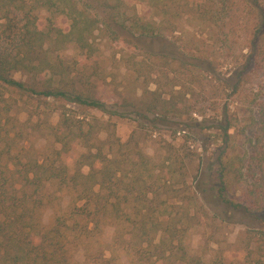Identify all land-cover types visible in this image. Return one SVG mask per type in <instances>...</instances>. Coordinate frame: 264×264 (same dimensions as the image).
<instances>
[{
	"label": "rangeland",
	"instance_id": "obj_1",
	"mask_svg": "<svg viewBox=\"0 0 264 264\" xmlns=\"http://www.w3.org/2000/svg\"><path fill=\"white\" fill-rule=\"evenodd\" d=\"M256 3L258 8L252 0H140L136 13L149 23L161 21L162 37L137 41L120 27L115 0L105 5L87 0L88 13L98 22L89 38L92 56L83 61L72 43L59 41L52 46V58L70 66L77 90L103 103L112 116L0 84L4 175L14 180L26 163L57 164L54 129L67 111L81 121L91 152L100 150L120 161L118 173H127L126 181L131 171L140 170V180L151 186L147 199L152 202L130 198L129 218L106 217L91 233L92 224L72 227L73 221H66L74 264L141 263L135 250L145 239L131 233L130 222L141 219L133 212L144 205L156 208L155 225L168 223L176 232L173 240L167 234L164 239L181 251L166 253L165 264H179L183 258L203 264H264V68L254 54L246 78H227L233 63L243 62V53L250 55L246 43L259 36L253 33L255 20L264 15V0ZM35 14L40 30L52 20L57 29L68 31L62 16L40 8ZM216 120L231 124L226 142ZM74 134L66 139L71 140L69 148ZM82 142L80 153L88 150ZM169 155L172 160L164 161ZM63 160L72 168L70 159ZM222 182L225 199L219 194ZM41 193L40 223L47 229L58 217H68L71 194L57 184ZM160 235L157 230L148 237L156 244Z\"/></svg>",
	"mask_w": 264,
	"mask_h": 264
},
{
	"label": "trees",
	"instance_id": "obj_2",
	"mask_svg": "<svg viewBox=\"0 0 264 264\" xmlns=\"http://www.w3.org/2000/svg\"><path fill=\"white\" fill-rule=\"evenodd\" d=\"M86 1L0 0V84L45 99L62 100L69 104L99 110L109 116L114 115L106 111L103 103L83 96L69 78L72 73L70 66L60 59L52 58V46L59 41L63 44L72 43L77 55L83 61H87L92 56V44L89 38L97 29L98 22L95 17L89 15ZM97 1L105 5L109 0ZM139 1L115 0L114 8L117 11L116 17H120L118 20L121 22L120 27L137 41L160 37L161 21L155 24L142 20L136 13V3ZM256 1L252 0V3L258 8ZM39 8L48 10L53 17L65 18L69 23L68 31L57 29L52 20L49 21L45 31L40 30L35 14ZM255 21L259 22H256L257 28L254 29L253 34L259 36L256 41L251 39L246 43L248 50H251L250 55L245 57L243 53L241 58H245L244 61L237 60L233 63L228 80L246 78L250 73L247 69L254 54V59H258L262 65L259 66L264 68V15L260 16V20ZM83 64L85 65L84 62ZM208 65L210 66L209 63ZM17 75L25 78L27 82L17 80L15 78ZM238 83L236 79L235 90ZM160 120L165 121L166 116ZM216 125L215 128L220 131L221 137L226 142L229 137L230 122L216 120ZM81 129V121L64 111L61 121L54 129V137L59 144V148L53 151L57 164L48 160L41 163H26L22 168L27 169L14 175V180L11 175L7 173L4 175L0 171V264H74L73 256L68 249L66 221L72 220V227L77 225L86 227L92 224V229L89 231L91 233L99 230L106 217L118 219L119 214H123L129 218L131 197L136 195V198H142L141 202H152L147 199V189H151V186L145 185L143 180H140V170L137 174L131 171V178L126 181L127 173L124 175L118 173L120 161L113 156H106L100 150L91 152L87 145V136L82 134ZM75 131L74 145L69 148L71 140L66 139ZM82 141L88 150L80 153L77 149L79 146L83 147ZM185 156H190L189 146H186ZM64 157L70 159L72 168L65 164ZM170 160L172 159L169 155L164 161ZM84 168H87L86 172L83 171ZM5 170L8 171L6 168ZM170 173L173 174L174 171L171 170ZM223 175L224 173H221L219 178L222 179ZM52 184L63 186L64 190L70 192L71 208L67 218L58 217L55 223L46 229L40 223L41 209L44 206L41 192ZM119 188L122 191L121 195ZM193 193L197 196L200 191L196 190ZM224 193L222 182L219 194L225 199ZM154 198H157L156 194ZM230 205L234 209H240L237 204L230 202ZM143 207L146 208L133 212L141 219L137 223L130 222L131 233L138 234L146 243L145 245L143 241L138 243L135 255L140 256L141 263L136 264H165L164 261L169 259L165 258V254L172 255L174 251L180 249L173 247L172 242L166 241L164 237L167 234L173 240L176 232L171 224L167 223L163 228L161 223L157 225L153 223L155 207L150 205ZM142 210L146 211L140 214ZM149 223L155 229L152 233L147 227ZM157 230L161 231V235L157 243L153 244L148 236ZM119 235L116 234L117 237ZM170 264H176L175 260H171ZM179 264L203 263L200 259L192 258L188 261L183 258Z\"/></svg>",
	"mask_w": 264,
	"mask_h": 264
}]
</instances>
